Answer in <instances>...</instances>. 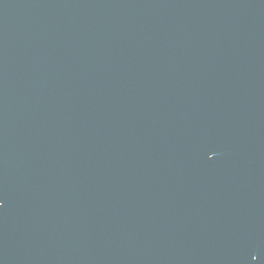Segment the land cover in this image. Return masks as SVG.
Returning <instances> with one entry per match:
<instances>
[{"label":"water","instance_id":"1","mask_svg":"<svg viewBox=\"0 0 264 264\" xmlns=\"http://www.w3.org/2000/svg\"><path fill=\"white\" fill-rule=\"evenodd\" d=\"M0 264H264V0H0Z\"/></svg>","mask_w":264,"mask_h":264}]
</instances>
